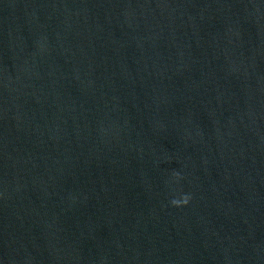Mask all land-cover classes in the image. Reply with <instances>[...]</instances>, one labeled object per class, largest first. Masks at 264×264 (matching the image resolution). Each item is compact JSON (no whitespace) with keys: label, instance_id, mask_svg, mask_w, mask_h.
Instances as JSON below:
<instances>
[{"label":"water","instance_id":"95a60500","mask_svg":"<svg viewBox=\"0 0 264 264\" xmlns=\"http://www.w3.org/2000/svg\"><path fill=\"white\" fill-rule=\"evenodd\" d=\"M0 264H264V0H0Z\"/></svg>","mask_w":264,"mask_h":264}]
</instances>
